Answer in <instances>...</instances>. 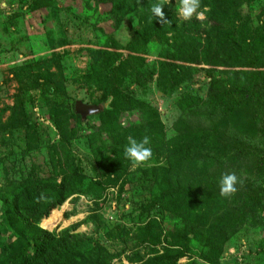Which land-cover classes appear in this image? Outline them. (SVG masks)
Segmentation results:
<instances>
[{
  "label": "rangeland",
  "instance_id": "rangeland-1",
  "mask_svg": "<svg viewBox=\"0 0 264 264\" xmlns=\"http://www.w3.org/2000/svg\"><path fill=\"white\" fill-rule=\"evenodd\" d=\"M209 1L198 0L203 19L185 20L180 0H0V264L22 252L26 264H140L172 249L182 253L177 264H264V204L254 219L230 220L250 209L241 186L252 168V194L264 200L259 155L231 164L189 148L181 159L182 142L202 136L239 151L237 142L264 144V74L234 76L264 72V38L255 42L253 31L264 0H241L250 24L226 21L222 32L206 22ZM152 2L169 7L176 32L144 31ZM224 43L241 57H227ZM214 79L220 105L210 101ZM249 94L258 97L255 118L241 104ZM76 102L97 110L81 118ZM129 136L149 138V160L133 165L124 156ZM230 173L238 178L236 204L218 187ZM198 181L212 198L206 223L185 219L183 208H191L165 196ZM59 184L69 194L55 205ZM231 222L237 229L223 239Z\"/></svg>",
  "mask_w": 264,
  "mask_h": 264
},
{
  "label": "trees",
  "instance_id": "trees-1",
  "mask_svg": "<svg viewBox=\"0 0 264 264\" xmlns=\"http://www.w3.org/2000/svg\"><path fill=\"white\" fill-rule=\"evenodd\" d=\"M227 4L225 5V8H222L219 5V0H210L208 2V15H207V21L209 24V28H214L217 29L219 32H222L224 30V27L222 26V24L227 22H230L231 25L233 27H240V26H247L245 22H247L248 24H250V18L248 15H241V13L238 11V8L241 4V0H227ZM224 3V2H221ZM152 4L156 5L155 2H152ZM151 4V5H152ZM150 5V7H151ZM150 10V8H148ZM222 12H220V11ZM162 11L164 12V18L157 20L156 22H154V17L152 16V14H147L146 15V20H147V24L144 27V31L145 32H150V35H161V37H164L165 34L169 31H177V24L175 22V20L173 19L172 15H168L169 12V7L166 6L165 4L162 6ZM246 20V21H245ZM150 23V24H149ZM159 23V26H158ZM250 26V25H248ZM166 28V29H163ZM251 28V26L249 27ZM255 29L253 31H258L260 33L259 37L255 38V42L258 41H262L264 38V19L260 20V22H258V25L254 27ZM250 29H248V33ZM263 33V34H262ZM223 38H225L223 36ZM225 43L222 45L223 51H225L224 53L227 55V57L231 56L232 58H237V57H241L243 51H241V49L239 47H234L232 48L231 53L228 52V48L227 50H225ZM252 51H256V45L252 44ZM228 52V53H227ZM238 59V58H237ZM235 63V62H234ZM233 66H240V67H247V66H242L237 64H234ZM250 68V67H247ZM237 72V71H234ZM246 72V73H244ZM240 74H246V76H252L253 74H264L263 71L261 70H253V71H243L240 70V72H237L234 76H239ZM260 79V78H258ZM261 80V79H260ZM220 80L218 79H214L211 84H210V89H209V96H210V101L213 102L216 105H220L221 103V97L219 96H214V92L218 89L220 85ZM211 94V95H210ZM213 94V95H212ZM230 94V93H229ZM258 100V97H256V94H249L244 100H242V105L245 108V110L249 111L252 116L255 118V114L254 111L257 110V108L254 106V103ZM108 105H110L112 103V96L108 95ZM141 105V107L147 109L146 112H152V109L145 106L143 103H139ZM234 109L231 110V112L233 113ZM76 112V111H75ZM77 115H79L81 118H83V116L81 114H79L78 112H76ZM132 131H136L134 129H132ZM147 134V133H145ZM208 137H204L202 136V140H200L197 143H193V141L191 142H187L184 143L182 142V157L181 159H184L186 157H188V152H189V148H196L198 151H201L202 154L204 155L205 158H214V159H220V158H225L226 162H229L231 164H237V163H241L242 160H246L248 157H256L259 155V166L258 168L264 169V161H262V159H264V144H260V147H256L254 142H246V143H240L237 142L238 144H241L242 149L241 151L238 150L237 146L235 145V142L233 144V146L231 144H221L219 141L223 140L220 139L218 136L215 135V138H213V140L211 139H207ZM207 139V140H205ZM193 143V144H191ZM226 145V146H225ZM261 164V165H260ZM220 166H223L220 164ZM220 168V167H219ZM254 169L252 168L251 170L246 171V176L245 178L242 180V186H241V190H245L247 189V193H241L242 195H244V203L246 204L247 208H250L249 210H246L245 213H243L240 217L236 218L234 216H231L230 220H251L255 218V212L257 211L258 207H262L261 205L264 204V200L261 199V197H259L258 199L255 198V196L252 194L255 190H253L251 188L252 185V180H254ZM198 186L193 189H187V188H182L181 190H179V192L177 191H168L166 190L165 192V196H166V200L167 203L171 204V206H175L178 205L182 208L187 205L191 208L190 212H187L186 208H183V215L185 219H195V220H202V222L206 223L207 220H209L211 214H213L210 209H211V202H212V198L211 197H205L204 194H206V191L202 190V182L198 181ZM25 187V184H22L21 186L19 185L18 187V192L19 194L21 193L20 191ZM64 186L62 184H59L58 188L53 191L52 193V199H53V203L55 205L60 204L64 199L65 196H67L69 194L68 190H64L63 188ZM81 193H85L84 191H82ZM237 192L234 193V198L232 200L231 203L236 204L237 203ZM239 196V194H238ZM4 210H5V215L6 218L8 219L11 215V204L12 202L10 200H8L7 198L5 199L4 202ZM175 209V208H173ZM262 209V208H261ZM56 210H54L51 215L50 218L54 217L52 216L54 214ZM49 218V217H48ZM46 218L42 222V225H44L45 222H47L49 219ZM48 219V220H47ZM201 222V221H200ZM202 226L204 224H201ZM227 226V230L230 231H225L222 230L221 233H223L224 237L223 239H226L227 237H229V235L233 234L234 231L237 229L238 224H236L235 222H231V224L225 225ZM209 231V230H208ZM208 233V232H207ZM200 236L197 234V239ZM222 239L221 242H223L224 240ZM205 243H210V238H206L203 240ZM41 241H38V243H40ZM183 243L182 246L185 245V247L188 249V243L186 242H181ZM12 244H5L2 247V252L7 254L10 251ZM169 251V250H168ZM182 253H180V249H172L169 252H166L164 255H160V256H155L151 259L146 260L143 263L140 264H177V258L181 256ZM177 255V256H175ZM28 256L25 252H22L16 256H14V258H12V260L10 261L9 264H26L28 261Z\"/></svg>",
  "mask_w": 264,
  "mask_h": 264
},
{
  "label": "clouds",
  "instance_id": "clouds-1",
  "mask_svg": "<svg viewBox=\"0 0 264 264\" xmlns=\"http://www.w3.org/2000/svg\"><path fill=\"white\" fill-rule=\"evenodd\" d=\"M163 4H156L151 8V13L154 18H164L162 11ZM199 7L198 0H180L178 11L183 19L187 20L193 17L195 13L196 19H203V14L197 12ZM149 138L144 137L137 140L131 136L127 138V143L124 146V156L133 163L139 165L142 162L149 160L152 156V149L148 146ZM237 176L234 173L222 174L218 179V187L221 196H230L235 193V184L237 183Z\"/></svg>",
  "mask_w": 264,
  "mask_h": 264
},
{
  "label": "water",
  "instance_id": "water-1",
  "mask_svg": "<svg viewBox=\"0 0 264 264\" xmlns=\"http://www.w3.org/2000/svg\"><path fill=\"white\" fill-rule=\"evenodd\" d=\"M75 110H76V112H78L79 114H81L84 117L90 113L95 112L97 110V106L85 105V104H82L81 102H76Z\"/></svg>",
  "mask_w": 264,
  "mask_h": 264
}]
</instances>
